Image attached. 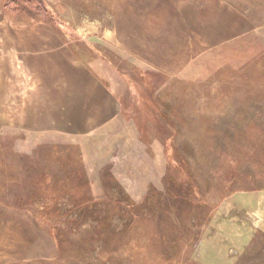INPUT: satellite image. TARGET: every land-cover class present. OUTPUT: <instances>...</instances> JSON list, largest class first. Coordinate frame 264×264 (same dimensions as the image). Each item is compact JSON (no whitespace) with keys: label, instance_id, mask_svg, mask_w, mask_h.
Here are the masks:
<instances>
[{"label":"rangeland","instance_id":"1","mask_svg":"<svg viewBox=\"0 0 264 264\" xmlns=\"http://www.w3.org/2000/svg\"><path fill=\"white\" fill-rule=\"evenodd\" d=\"M0 264H264V0H0Z\"/></svg>","mask_w":264,"mask_h":264},{"label":"crops","instance_id":"2","mask_svg":"<svg viewBox=\"0 0 264 264\" xmlns=\"http://www.w3.org/2000/svg\"><path fill=\"white\" fill-rule=\"evenodd\" d=\"M53 41L55 42L54 38H53ZM92 82H96L94 78H91L90 79Z\"/></svg>","mask_w":264,"mask_h":264},{"label":"trees","instance_id":"3","mask_svg":"<svg viewBox=\"0 0 264 264\" xmlns=\"http://www.w3.org/2000/svg\"><path fill=\"white\" fill-rule=\"evenodd\" d=\"M38 210V209H37Z\"/></svg>","mask_w":264,"mask_h":264}]
</instances>
